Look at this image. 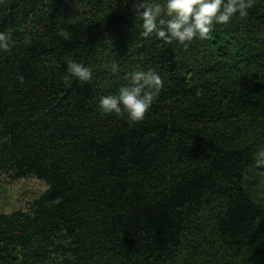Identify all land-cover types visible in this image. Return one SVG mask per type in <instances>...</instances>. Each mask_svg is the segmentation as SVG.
<instances>
[{
	"label": "trees",
	"instance_id": "trees-1",
	"mask_svg": "<svg viewBox=\"0 0 264 264\" xmlns=\"http://www.w3.org/2000/svg\"><path fill=\"white\" fill-rule=\"evenodd\" d=\"M136 2L0 0V175L46 186L0 207V264H264V0L187 48L140 35ZM136 69L162 79L145 118L104 115Z\"/></svg>",
	"mask_w": 264,
	"mask_h": 264
},
{
	"label": "clouds",
	"instance_id": "clouds-1",
	"mask_svg": "<svg viewBox=\"0 0 264 264\" xmlns=\"http://www.w3.org/2000/svg\"><path fill=\"white\" fill-rule=\"evenodd\" d=\"M128 0H124L127 4ZM254 0H138L133 4L139 33L145 38L155 36L164 43L176 42L187 48L193 40H210L216 24L226 25L234 16L245 19ZM57 35L70 40L67 28L58 27ZM25 45H31L32 38L26 35ZM11 32L0 31V51L8 52L14 45ZM66 75L63 80L70 86L73 80L90 82L93 69L82 62L69 58L66 61ZM119 66L114 64L115 75ZM20 82L24 77L21 76ZM127 83L117 92L102 95L98 106L104 115L126 117L131 123L142 121L162 89V79L154 69H136L126 74ZM199 94V93H198ZM257 163L264 164V149L257 153Z\"/></svg>",
	"mask_w": 264,
	"mask_h": 264
},
{
	"label": "rangeland",
	"instance_id": "rangeland-1",
	"mask_svg": "<svg viewBox=\"0 0 264 264\" xmlns=\"http://www.w3.org/2000/svg\"><path fill=\"white\" fill-rule=\"evenodd\" d=\"M46 189L42 181L32 177L15 179L0 175V207L5 213L14 210L27 211L29 204Z\"/></svg>",
	"mask_w": 264,
	"mask_h": 264
}]
</instances>
